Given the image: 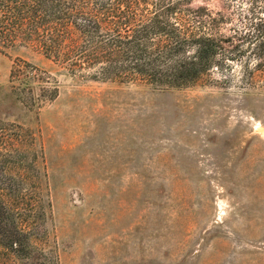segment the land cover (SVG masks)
Listing matches in <instances>:
<instances>
[{
	"label": "rangeland",
	"instance_id": "1",
	"mask_svg": "<svg viewBox=\"0 0 264 264\" xmlns=\"http://www.w3.org/2000/svg\"><path fill=\"white\" fill-rule=\"evenodd\" d=\"M17 59L50 68L29 47L0 48V118L31 131L37 170L17 211L34 254L0 246V264H264L259 102L219 71L167 91L58 75L56 99L29 112L8 97Z\"/></svg>",
	"mask_w": 264,
	"mask_h": 264
},
{
	"label": "trees",
	"instance_id": "2",
	"mask_svg": "<svg viewBox=\"0 0 264 264\" xmlns=\"http://www.w3.org/2000/svg\"><path fill=\"white\" fill-rule=\"evenodd\" d=\"M193 1L0 0V48L29 47L50 63L45 69L17 59L8 97L36 113L58 96V75L138 79L167 91L219 71L216 83L235 84L264 107V0H221L228 13L193 8ZM34 140L29 129L0 118V246L19 260L34 254L17 213L24 184L37 181L27 173L37 171Z\"/></svg>",
	"mask_w": 264,
	"mask_h": 264
}]
</instances>
